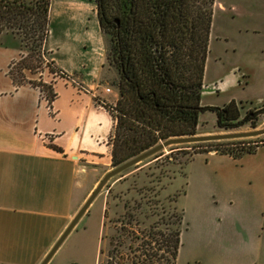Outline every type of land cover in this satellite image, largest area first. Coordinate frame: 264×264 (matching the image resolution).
<instances>
[{
  "label": "trees",
  "instance_id": "trees-1",
  "mask_svg": "<svg viewBox=\"0 0 264 264\" xmlns=\"http://www.w3.org/2000/svg\"><path fill=\"white\" fill-rule=\"evenodd\" d=\"M214 2L95 0L106 43V63L117 74L113 85L118 99L105 105L115 123L108 140L111 168L168 139L197 135L199 115L206 111L215 113L218 129L235 130L245 124L256 127L264 106L243 113L245 108L234 101L222 107L201 105ZM49 7L50 0H0V36L9 34L17 41L19 56L7 70L15 87L28 84L39 88L51 104L56 97L52 85L39 79L46 70L57 74L50 60L42 68L48 56L44 47L49 33ZM245 139L249 138L183 144L206 149L184 161L182 177L185 165L199 153L214 151L238 160L264 146V141L241 142ZM161 155L162 151L151 157ZM175 177L176 172L172 179ZM151 182L125 200L121 195L127 196L129 190L114 196L122 202V212L109 220L112 234L101 236V242L108 237V243L99 248L96 264H176L181 233L187 229L184 212L177 206L185 189L161 199L160 189L147 186ZM108 211L105 208L104 218Z\"/></svg>",
  "mask_w": 264,
  "mask_h": 264
},
{
  "label": "crops",
  "instance_id": "crops-1",
  "mask_svg": "<svg viewBox=\"0 0 264 264\" xmlns=\"http://www.w3.org/2000/svg\"><path fill=\"white\" fill-rule=\"evenodd\" d=\"M53 1L44 48L48 52L45 60L53 63L57 74L46 70L39 77L52 85L56 97L51 104L39 88L28 84L15 87L7 70L19 50L12 40L0 45V264H40L111 170L108 140L115 123L105 105L113 104L118 94L113 96L110 76L102 75L105 38L95 27L93 45L98 58L80 54L79 48L86 49L90 43L72 42L63 15L53 27ZM247 70L242 75L251 74V69ZM243 78L250 80L251 76ZM259 85L264 94V81ZM243 100L248 98L232 101ZM257 105H264V100ZM205 155L207 160L218 156L212 152ZM245 156L238 161L244 163ZM203 172L205 181L211 174L217 181L200 186V197L214 209L215 222L211 223L216 227L206 238V246L231 243L255 256L250 264H264V166H240L237 170L216 165ZM222 179L226 182H219Z\"/></svg>",
  "mask_w": 264,
  "mask_h": 264
},
{
  "label": "rangeland",
  "instance_id": "rangeland-1",
  "mask_svg": "<svg viewBox=\"0 0 264 264\" xmlns=\"http://www.w3.org/2000/svg\"><path fill=\"white\" fill-rule=\"evenodd\" d=\"M61 16L70 30V39L74 44L77 45L79 41L90 43L88 48H79L78 52L91 59L97 57L96 47L93 45V29L99 27L95 0H54L53 27L58 25ZM44 66L45 62L42 68ZM247 69H251V74L248 75L251 76L250 80L243 78L248 77L245 74L242 75L248 71ZM102 72L103 76H110V86L115 97L118 94L113 85L114 79L115 81L117 79L116 72L106 62ZM262 81H264V0H215L209 36V52L205 62L204 89L201 95L203 106L222 107L240 97L248 98V100H243V103L247 101L260 104L264 100V94L259 90V84ZM248 82L250 84L247 86ZM244 111L246 109L242 112ZM215 123V113L211 111L201 113L197 135L263 129L264 112L255 121L254 129L250 124H245L238 129L225 131L218 129ZM261 141H264V135L241 142ZM205 149L206 147L193 145L167 147L162 151L161 156L151 157L125 171L123 176L119 175L111 179L108 186L105 185L90 205L87 214L63 241L50 264H96L99 248L106 247L108 243V237L103 242L100 238L103 235L112 234L109 220L116 218L122 212L123 204L118 203L117 198L113 199L114 196L129 190L130 194L127 196L121 195L122 200H125L149 181L153 182L147 186L160 189L159 198L161 199L175 194L182 187L185 189L186 194L178 198L177 206L184 212L187 229L181 233L176 264H250L249 261L255 256L244 248L232 246L231 243L227 245L221 243L216 247L206 246V243H209L206 238L215 227L211 223V221L215 222L212 216L214 209L211 202L203 201L200 197V186L205 183H209L208 185L217 183L216 176L213 174L209 176L208 181L202 178L204 177L202 173L205 174L203 170L212 169L216 165L237 170L240 166H264V147L259 148L254 155L245 156L244 163L238 160L232 162L222 155L207 160L205 153H199L185 165V178H183L184 161L192 153ZM210 152L214 153V151ZM175 172L176 177L172 179ZM157 177L160 178L159 182H156ZM121 179L123 181L120 182ZM219 182H226V180L222 179ZM107 207L108 216L104 218L103 212ZM194 236L196 242L193 241ZM238 242L242 241L238 240ZM257 264H263V262Z\"/></svg>",
  "mask_w": 264,
  "mask_h": 264
},
{
  "label": "water",
  "instance_id": "water-1",
  "mask_svg": "<svg viewBox=\"0 0 264 264\" xmlns=\"http://www.w3.org/2000/svg\"><path fill=\"white\" fill-rule=\"evenodd\" d=\"M204 89V85L201 89V95L202 91ZM264 135V128L258 129V130H252L247 132H238V133H221V134H208V135H195L190 137H180V138H171L164 142H161L160 144L150 148L149 150L141 153L140 155L124 162L123 164L113 168L112 170L108 171L98 182V184L95 186V188L92 190L88 198L85 200L83 205L80 207L78 212L75 214V216L72 218L68 226L65 228V230L62 232L58 240L55 242V244L52 246L50 251L47 253L45 258L42 260L40 264H47L51 257L56 253L58 248L61 246L63 241L66 239V237L69 235V233L73 230V228L77 225L79 220L83 217V215L87 212L90 205L93 203V201L96 199V197L100 194L102 189L105 187V185L108 183V181L117 175L123 173L124 171L130 169L131 167L138 165L142 161L148 159L149 157L163 151L167 147L173 146V145H183V144H192V143H203V142H210V141H221V140H234V139H244V138H254Z\"/></svg>",
  "mask_w": 264,
  "mask_h": 264
},
{
  "label": "flooded vegetation",
  "instance_id": "flooded-vegetation-1",
  "mask_svg": "<svg viewBox=\"0 0 264 264\" xmlns=\"http://www.w3.org/2000/svg\"><path fill=\"white\" fill-rule=\"evenodd\" d=\"M9 41V40H12L15 44H17V41L16 39L9 35V34H5L3 33L1 36H0V44H5L6 41ZM236 103V102H235ZM237 104H240L242 105L245 109H258V108H261L263 107L264 105H257L256 103L254 102H238Z\"/></svg>",
  "mask_w": 264,
  "mask_h": 264
},
{
  "label": "built area",
  "instance_id": "built-area-1",
  "mask_svg": "<svg viewBox=\"0 0 264 264\" xmlns=\"http://www.w3.org/2000/svg\"><path fill=\"white\" fill-rule=\"evenodd\" d=\"M45 63H47V61H46V60H45ZM106 91L108 92V91H109V89L107 88V89H106Z\"/></svg>",
  "mask_w": 264,
  "mask_h": 264
}]
</instances>
